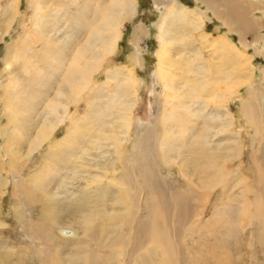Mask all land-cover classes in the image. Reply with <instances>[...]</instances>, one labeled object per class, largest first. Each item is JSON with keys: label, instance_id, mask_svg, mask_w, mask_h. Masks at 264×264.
Returning a JSON list of instances; mask_svg holds the SVG:
<instances>
[{"label": "rangeland", "instance_id": "obj_1", "mask_svg": "<svg viewBox=\"0 0 264 264\" xmlns=\"http://www.w3.org/2000/svg\"><path fill=\"white\" fill-rule=\"evenodd\" d=\"M9 1L11 0H0V15L2 9ZM15 1L14 4L18 10L19 17L24 20L26 31L31 34L30 42L32 49L40 52L41 43L39 39L41 35L34 32L30 26L29 18L31 17L32 11L26 6L28 0ZM72 1L68 0V2ZM83 1L84 0H77V3H79L78 5L82 4ZM159 1L160 0H135V11L131 17L128 16L124 21V25L121 28V38L115 48L114 54L108 55L102 69L91 77V84L98 87L105 81L103 75L105 69L121 67L129 69L133 67L134 74L137 76L140 86L137 89L135 99L136 105L130 113V119L134 127H137L140 131H142L145 126H150L154 123V107L158 101V94L162 92L159 84L154 85L153 78L157 65L155 52L159 49V44L156 39L158 34L157 25L161 20V15L165 14L164 8L155 4V2L158 3ZM173 1L192 9V11L200 10L204 12L209 20V22H205V28H203V32L209 35L206 41L197 40L193 45H195V50L197 51L196 48H198L199 51L197 52L202 55L201 60H203V63L200 61V64H205L207 68L210 67L208 71H210L209 74H211V76L217 71L216 69H219L217 77L219 78V92L222 93L226 87L231 88L229 93H226V97H219L218 95V98H214L224 100V106H220L221 108L218 110L219 115L222 116L226 112L232 119V126L228 129L229 133H235L232 137L235 142L233 144L235 149L232 153V159L227 158L224 149L216 148L218 144H225V139L228 136L227 134L220 138L211 139L213 140V143H211L212 145L210 147L207 145L206 150L208 152H203V154L197 152L200 146H195V148L192 147L188 150L183 149L184 145L187 143L184 141L180 150L183 158H178L176 163L161 167L160 173L157 172L159 175L158 179H162L166 182L163 184H155L154 182V186L150 190V197L147 198V191L140 179L139 190L135 193L129 190L128 194L127 190L121 186V180L118 178L119 172L121 174L131 165H134L136 168L137 164L138 166L141 165L140 159H137L138 152H134V146L136 150L138 147L136 136L137 129H134V127L128 139L118 143L116 151L112 150L114 149L112 146L106 145L107 148L106 151H104V160H108V158L109 160L111 159L114 162L113 167H115V170L118 168V170H116L118 174H106L101 182H99L98 187L102 189V191L99 192H94L96 190L95 184L86 186V180L97 172H93L91 168L85 171L88 172L84 174L87 175V177H84V179L79 181L76 185L79 186L77 190H75V185L73 188L68 184V182L71 183L72 181L63 180L62 184H60L61 179L67 176L73 168L69 164L68 166L72 168L64 164L65 157L68 155V152L64 150H60L58 156L55 157L63 161L62 165L64 164V166H60L59 164L61 163L58 164L62 171L58 170L57 175L44 180L41 177L44 173L38 174L36 168L41 164L44 154L47 153V145L45 144L38 153L32 155L24 163L22 168L18 169L21 163L16 162V167L15 164L11 167V169H14L11 173L7 171L0 172V264H117L118 259L115 258V253L113 254L115 250H112L113 248L117 249L116 245L109 244L108 247L105 248L102 245L95 244V242L92 241L94 239L89 237L92 235L91 231L96 227L98 221H85L86 218L84 215L88 216V210L90 213L89 217L92 213L94 214V212L99 210L98 212H101V218L103 217L102 221L104 222L101 223L102 225L104 224L105 227L111 225V223L107 221L108 216H113L117 214V212L118 214L121 213L122 216L131 213L130 216L132 215L133 220H136L138 231L141 232L139 237H141L143 230L153 227L155 237H163L166 241L168 239L172 241V237L174 236L178 238L182 237V239L180 238L181 242H192L196 240L198 241V247L196 249L199 250L204 248L203 252L206 251L210 253L207 255L208 260L206 263L212 262L217 258L219 264L221 262H224L221 264H264V178L260 179L259 176H256L257 173L264 176V53H262L264 52V9H261L260 5L264 3V0H252L254 4L258 6L257 8L251 9L252 12L245 16L247 20H251L258 24L263 23L261 29L257 28L256 31L246 32L244 34L243 44L246 45L247 48L239 44L238 37L235 33L229 32V27L232 28L235 24L225 26L223 23L224 16L220 19H216L211 11L205 10V8H207L205 2L209 0ZM247 1L248 0H234L232 2L233 11H241L242 7L248 5ZM57 2H61V0H57ZM209 2L214 3L212 0ZM216 4L219 6L220 2ZM70 9L71 14L76 12L74 6ZM223 10L222 8L221 12ZM44 13L47 16L50 15L48 9H45ZM18 21H20V19H18L17 22ZM13 26V29H11L12 31H7L5 36L6 25L2 24L0 19V100H2L3 95L2 87L6 84L8 75L7 72H4L5 63L3 60L6 53V45L12 43L14 40H18L22 33L21 30L18 29L19 25L15 23ZM224 34H226L236 49L235 53L232 54L231 52V57H235L234 59L239 66L242 67L245 65L246 67H243V72L241 73H237L236 70L233 71L234 74H232V76H227L223 73L227 67L230 69H235L237 67H234V61L227 63L224 60L230 55L228 47L221 45L222 41L219 40L223 38ZM135 36L138 39L137 44H135L134 41ZM222 40L226 39L223 38ZM214 41L218 47L215 46ZM218 42L220 43L218 44ZM221 49L224 50L221 51ZM188 52L193 51L191 49ZM212 52L213 56L210 55ZM212 57L214 59H212ZM34 62L35 60L31 59V64H34ZM40 65L46 68L44 63H40ZM15 71L16 74L22 78V85L28 87V97H32L35 92L41 95L38 99L34 100L35 104L33 105L36 112L39 113L41 109L43 110L45 108L46 101L54 94L52 89L57 86V80L54 78L55 76L52 75L53 77H51L50 80L48 79L46 86L40 88V81L33 80L34 84L32 85L30 82H25V77L19 72L18 68H16ZM248 73L252 74V77ZM92 87H90L89 90ZM116 87L117 85L112 82L111 85L109 84V86L105 87L107 90L104 89L105 91L100 93L97 92L98 99L93 100L94 102L87 98V93L89 91L81 93L76 103L71 102L68 104V115L73 119L86 117L84 121L79 123L83 126L82 130H85V128L88 130L87 126L90 121L100 110L102 104H104L102 103L104 102L102 95L104 98L107 96L110 97L113 95V91L117 89ZM251 91H256L258 93V96L254 100L257 104L255 111L259 119L256 124L261 122L260 126L263 136L259 135L261 138L263 137V139H261L258 134L256 135V124L253 121L252 123H248L242 114V104L244 101L251 99ZM129 99L130 97L127 98V100ZM132 99L133 98L130 100ZM130 100L128 102H130ZM204 100H207L206 97L202 99V101ZM98 103L101 105H97ZM111 104L112 105L109 104L111 107L114 106V103ZM158 104H160V100ZM115 107L116 108L112 110L110 109V112H113L112 116H108L107 113H104L106 114L104 118L106 121H109L111 117L114 118V114H116L115 110L120 106L118 105V107ZM1 108L2 105L0 103V131L1 127L7 123L6 119L3 118V111ZM212 109H214L213 105H209V107L206 108L204 119L207 118L206 112L209 113ZM21 110L25 112L24 108ZM26 114L25 112V115ZM227 119L229 118L227 117ZM21 120L22 122H31V120L28 121L26 116L23 115ZM203 122V120L198 122L192 136H195L202 128ZM68 126L69 122L66 119L63 125L56 131L54 138L57 139L62 137ZM26 130L27 128L23 130L25 134ZM86 133H89V131ZM103 134L104 135L100 137L108 135L106 132ZM165 135H167V133H165ZM26 136L27 139L22 140L21 143L17 145L18 147L16 145L13 147L10 146L14 152L19 150L18 153H22V158L26 153L30 141L29 134ZM209 138H211L210 135ZM73 141V139L70 140V143ZM83 141L84 143H82ZM79 142L75 143H78L77 146L74 143L71 144V147L75 148L77 155H80V150L88 146L87 143L85 144L86 140H82V138L80 145ZM106 142L108 143L107 140L104 141V143ZM202 142L203 141H201V144ZM2 144L3 139L0 136V147ZM233 146L229 145L231 148H233ZM89 148L90 147H87L86 149L90 150ZM175 149L176 148H174V150ZM218 149L220 150L217 151ZM154 151L153 148L152 152H147H149L152 155L151 158L159 164V161L156 159L157 154L155 155L156 151ZM89 153L93 161L97 159L99 155L102 156L101 151L98 149H93L89 151ZM169 153L174 154L171 152ZM0 155L2 160L5 161L6 155H4L3 151L0 152ZM214 157H217V159H214ZM220 158H222L221 161H219ZM225 159H228V161L223 164ZM255 162L259 164V169L257 171L254 167L256 164ZM208 163H215L218 167L215 169L207 167L206 169H202L203 173L200 174L201 165ZM177 165H180L187 172L186 177H181L179 175V168ZM151 166L153 167L152 164ZM79 170L77 169L76 172ZM212 171L216 172L218 176H207V174ZM185 174L186 173H184V175ZM11 175L14 176L12 177ZM99 175L100 173L97 172V176ZM63 182L68 184L66 186L67 188L63 187ZM59 185H61V188L57 187ZM56 188L58 190H56ZM43 190L50 194L44 195L42 192ZM132 195H135V199H138L139 196L138 202L137 199L136 201L131 199ZM48 197L51 199L47 200ZM256 197L259 198V201H256ZM81 198L87 199L89 202L87 206H81L79 204L78 200ZM100 198L102 201L96 204V201ZM40 199L45 203L41 204L39 202ZM120 199L124 201H120ZM149 199L150 202L148 203ZM29 201H32V203H28ZM250 203L261 204L262 217L259 218L255 215L254 208ZM25 204L30 205V207ZM124 204H126V206ZM25 206H27V208ZM124 206L128 209L126 210ZM134 206H136V209ZM102 207H104L105 210L104 208L102 209ZM148 207L153 210V213H150ZM148 217H151V222H145ZM249 222H251V224H249ZM188 224H192L191 226L194 225L192 227L193 231H184L186 235L184 238V235H180L183 233V230L179 225ZM129 225L130 224L126 225V228H123L124 236L130 232L131 226ZM59 227L75 230V238L64 239L61 237L57 232ZM243 228L244 231H241ZM188 229L189 227L187 226L186 230ZM39 234H43L44 238H40L38 236ZM134 234L136 235L135 232ZM199 237L202 238V241H199ZM109 238L111 239L113 236H109ZM115 239H117V237H115ZM124 239L123 245H126V247L124 246L122 250H126L125 253H127L128 250H131V240L128 244L129 238L127 237ZM249 240H251L253 244L251 248L248 247ZM180 243L176 242L177 246H174L178 250H181L179 247ZM94 245L97 247H94ZM111 245L114 247L109 249ZM100 246L103 247L106 252ZM93 248H95L96 252L93 251ZM100 250H102L101 253ZM148 252H141L139 254L141 256L140 258L137 256V264H150L147 261H149V257L152 255L153 251L149 250ZM172 254L173 257H171L174 258L175 255L174 253ZM205 255L206 254L200 258L197 256V258L199 260L206 259ZM248 257L257 261L255 263H250L247 261ZM141 258H145V261H142ZM225 258L227 259L226 262ZM241 258L242 261L239 260ZM122 260L123 257L120 258L119 261L121 262ZM171 261V258H168L169 264H172Z\"/></svg>", "mask_w": 264, "mask_h": 264}, {"label": "bare ground", "instance_id": "obj_2", "mask_svg": "<svg viewBox=\"0 0 264 264\" xmlns=\"http://www.w3.org/2000/svg\"><path fill=\"white\" fill-rule=\"evenodd\" d=\"M209 1L205 2V6L207 7L205 10L211 11L216 19H220L224 16L223 23L225 26L235 24L236 26L234 25L232 28L229 27L228 30L237 35L239 44L244 48L246 47V45L243 44L244 34L246 32L256 31L257 28L261 29L263 26L264 22L258 24L245 19L246 14L251 13V9L257 8L258 6L257 4H254L252 0H248V5L242 7V10L239 12H235L232 9V2L234 0H212L214 3ZM15 2V0L9 1V3L2 9L0 15L2 24L6 25L5 36L7 31H12L11 29H13L15 23L19 25L18 29L22 32L18 40H14L12 43L6 45V53L3 59L5 63L4 72H7L8 75L7 82L2 87L3 95L0 103L2 105L1 109L3 111V118L6 119L7 123L1 127L0 131V136L3 139L0 152L3 151L4 155H6L5 161L2 160L0 155V172L7 171L11 173L14 170L11 169V167H13V164H15L16 167V162L21 163V166L18 167V169L22 168L24 163L32 155L38 153L46 144L47 153L44 154L41 164L36 168L38 174H45L41 176L44 180L58 174V170H61L58 166L59 163H61L59 164L60 166H64V164L68 166L69 164L73 168L68 166L72 168V170L69 173L67 172L68 175L61 179L60 184H62L63 180L72 181L71 183L68 182V184L72 187L75 185V190H77L79 186L76 185L79 181L83 180L84 177H87V175L84 174L88 172L85 171L91 168L93 172L97 171L100 175L97 176V172L96 174L91 175V177L86 180V186L95 184L96 190L94 192L102 191L98 185L104 176L108 173L118 174V171H116L118 168L115 170V167H113L114 162L111 159L109 160V158L108 160H104V151H106L107 148L106 145L112 146V148H114L112 150L116 151L118 143L128 139L129 134L134 127L130 119V113L136 105L135 99L140 83L137 76L134 74L133 67L129 69L126 67L105 69L103 71L105 81L98 87L91 84V77L102 69L106 57L114 54L115 48L121 38V28L124 25V21L128 16L131 17L135 11V0H84L80 5H78L79 3H77V0H73L72 2H68V0H61V2H57V0H28L26 6L32 11L31 17L29 18L30 26L34 32L41 35V38L39 39V42L41 43L40 52L32 49L30 42L31 34L26 31L24 20L19 17L18 10L14 4ZM218 2H220V7L216 4ZM155 4L164 8L165 11V14L161 15V20L157 25L158 34L156 39L159 44V49L155 52L157 65L153 77L154 85L159 84L161 87L162 92L157 96V100H160V104H158V101L155 104L153 111L155 120L152 125L145 126L142 131L137 129V127H134V129H137L136 136L138 145L137 150L134 146V152H138L137 159H140L141 165L138 166L137 164V168L134 167V165H131L126 170L124 169L125 171L121 174L119 172L118 177L121 180V186L124 187L127 192L130 190L133 193L139 190L140 179L142 185L147 191V198L150 197V190L153 188L154 182L155 184H163L166 182L162 179H158L159 175L157 172L160 173L161 167L176 163L178 158H183L180 150L184 141L187 143L184 145L183 149L188 150L189 148L200 146L198 147L199 150L197 152L203 154V152H208L206 150L207 145H209V147L212 145L211 143H213V140L211 139L220 138L227 134L228 136L225 139V144H218L216 148L224 149L227 158L229 159H232V153L235 149V146H233L235 142L232 139L235 133L228 132V129L232 126L231 116L226 112L222 116L219 115L218 110L221 108L220 106L224 104V100L214 98H218V95L219 97H226V93H229L231 88L226 87L222 91L223 94L219 92V78H217L219 69H216L217 71L214 74L212 73L214 77L211 76V74H209L210 71H208L210 70V67L208 66L209 63L207 65L209 68L205 67V64H200V61H203L201 60L202 55L197 52L199 51L198 48H196L197 51L195 50V45H193L197 40L206 41V38L209 36L203 32L205 22H209L206 14L200 10L192 11V9L184 7L173 0H160L158 3L155 2ZM260 5L261 9H264V3H261ZM72 6L76 9V12H73L74 14H71L70 11ZM221 7L224 9L222 12ZM45 9H48L50 13L49 16L44 13ZM18 19H20V21L17 22ZM223 38L226 40H222ZM223 38L219 39L222 41L221 45H225L230 50V55L224 60L227 63L234 61V67L237 66L235 69L225 67L226 69L224 71L222 70L223 73L227 76H232V74H234L233 71L235 70L237 73L243 72V67L246 68L245 65L242 67L239 66L234 59L235 57H231V55L236 52L234 44L228 39L226 34H224ZM134 41L135 44H137L138 39L136 36ZM219 43L220 42H218V44ZM215 46L218 47L216 43ZM191 49L193 52H188ZM223 50L221 49V51ZM210 55L213 56V52L212 54L210 53ZM31 59L35 60L34 64H31ZM212 59L214 58L212 57ZM40 63H44L46 68L42 67ZM16 68H18L19 72L25 77V82H30L33 85V80L40 81V88H44L48 79L50 80L51 77L55 76L54 78L57 80V86L54 89L50 88L53 90L54 94L48 99V101H46L45 108L43 110L41 109L39 113L36 112L33 105L35 104L34 100L38 99L41 95L38 92H35L32 97L27 96L28 87L22 85V78L16 74ZM248 74L250 76L252 75L250 73ZM112 82L117 85V89L113 91L114 93L110 97L106 95L107 97L104 98L102 95L104 101L102 103L104 104H102L101 108L99 107L100 110L97 113L95 112V117H92L93 119L87 126L88 130L85 128L86 132L89 131V133H86L85 130H82L83 126L81 123H79L84 121L86 117L73 119L67 113L68 104L71 102L76 103L80 94L85 91H89L87 93V98L89 100L93 101L98 99L97 92L100 93L107 90L105 87L109 86V84L111 85ZM90 87L92 88L89 90ZM250 95L251 99L244 101L242 104V114L248 123H252L253 121L256 124L259 119L256 115L257 113L255 110L257 104L254 100L258 96V93L256 91H251ZM129 97L130 99L133 98L132 100L129 99L130 102L127 100ZM205 97L207 100L202 101ZM108 103L110 105H112L111 103H114V106L111 107ZM117 104L120 107H118ZM209 105H213L214 109L209 113L206 112L207 118L204 119L206 108L209 107ZM115 106L118 108L115 110L116 114H114V118L111 117L109 121H106L104 119L106 114L104 113H107L108 116H112L113 112L110 111L113 108H116ZM22 108H24L27 113L26 115L25 112L21 110ZM22 115L26 116L28 121L31 120V122H22ZM227 117L229 119H227ZM66 119L69 122V126L66 128L65 134L60 138H54L56 131L61 125H63V122ZM201 120L204 121L202 128L195 136H192L198 122ZM260 123L256 124L255 131L256 135L260 134L263 136ZM26 128L27 130L25 134L23 130ZM104 132L108 135L106 134L107 136L100 137L101 135H104ZM165 133H167V135H165ZM27 134H29L30 137L29 146L22 158V153H18L19 150L14 152L11 147L14 145L17 146L22 140L27 139ZM209 135L211 138H209ZM71 138L74 140L72 142L74 144L80 141L79 145L81 143V138L82 140H86L85 144H88V146H86L90 147V150H87L86 147L80 150V155H77L75 148L71 147ZM261 139H263V137ZM102 140H107L109 144L107 142L104 143ZM201 141H203L202 144ZM82 143H84V141ZM75 145L77 146L78 143ZM229 145L233 146V148L229 147ZM153 148L156 151L155 155L157 154L156 159L159 161V164L156 163V161L151 158L152 155L147 152H152ZM174 148L176 149L174 150ZM93 149H98L101 151L102 155H99L94 161L89 153V151ZM60 150L68 152L63 165L62 160L55 158L58 156ZM169 152L174 154H170ZM214 159H217V157H214ZM221 160L222 158L219 159V161ZM227 161L228 159H225L223 164ZM177 166L179 168V175L181 177H186L187 172L180 165ZM207 167L215 169L218 165L215 163L202 164L200 174L203 173L202 169H206ZM254 167L257 171L259 169V164L256 163ZM77 169L80 170L76 172ZM184 173L186 174L184 175ZM11 176L13 177L14 175ZM207 176L217 177L218 174L212 171L207 174ZM256 176H259L260 179L264 178L260 173H257ZM68 184L64 183L63 187H66ZM57 187L61 188V185ZM44 190L42 191L44 195L50 194ZM56 190L58 189L56 188ZM131 197V199L136 201L137 198L135 199V195H132ZM50 199L51 198L48 197L47 200ZM255 199L256 201H259V198L256 197ZM121 200L122 199H120V201ZM138 200L139 196L137 202ZM101 201L102 199L100 198L96 201V204ZM39 202L41 204L45 203L41 199ZM78 202L81 206H87L89 203L86 198H81ZM149 202L150 199L148 203ZM28 203H32V201H29ZM25 205L30 207L28 204ZM124 205L126 206V204ZM250 205L253 206L255 215L259 218L262 217L261 204L250 203ZM27 206L25 207L27 208ZM134 207L136 209V206ZM103 208L104 207H102V209ZM149 210L150 213H153L152 209L149 208ZM98 211L99 210L94 212V214L92 213L89 217L90 213L88 210V216L84 215L86 218H84L85 221H98L96 227L93 225L95 228L92 227L94 229L92 231L90 230L92 235L89 237L94 239L92 241H94L95 244L97 243L105 248H107L109 244L116 245L117 249H114V246L112 245L111 247L109 246V249L113 248L112 250H115L113 254L115 253L114 256L118 259L117 264H137V256L140 258L141 256L139 254L141 252L147 253L149 250L153 251L152 255L149 257V261H147L150 264H169L168 258H171L172 264H205L208 260L207 255L210 253H207L206 251L203 252L204 248L199 250L196 249L198 247V241L196 240H193L192 242L189 241L190 243L188 241L181 242L182 237H180V239L174 236L172 237V241L171 239L166 241L163 237H155L153 227L143 230L141 237H139L141 232L138 231V227L136 226L137 222H135L136 220H133L132 215L130 216L131 213L122 216L121 213L118 214L117 212V214H114L113 216H108L107 221L110 222L111 225L105 227L104 224L102 225L101 223L103 222V217L101 218L100 214L101 212ZM105 213L107 214L106 211ZM145 222H151V217H148ZM128 224L131 226L130 232L124 236L123 228H126V225ZM249 224H251V222H249ZM191 225L192 224L179 225L183 230V233L181 232L182 234L180 235H184L185 238L186 235L184 234V231H193L192 227L194 225ZM187 226L189 227L188 230H186ZM241 231H244V228ZM57 232L64 239L75 238L76 234L75 230H70L65 227H59ZM38 236L44 238L43 234H39ZM109 236H113V238L110 239ZM115 237H117V239H115ZM127 237L129 238L128 244L131 240V250L127 249L128 251L125 253L126 250H122V248H124V246L126 247V245H123V240ZM200 238L201 237H199V241H202V238ZM176 242H181L179 245L181 250L174 247L177 246ZM252 246V241L249 240L248 247L251 248ZM94 247L97 246L94 245ZM93 249V251L96 252L95 248ZM102 250H100V253ZM172 253L175 255L174 258H172ZM204 254H206V259L199 260L198 258L204 256ZM122 257L123 260L120 262L119 260ZM141 260L145 261V258H141ZM226 260L227 259L225 258V262ZM239 260L242 261V258ZM247 261L255 263L257 260L255 261L252 260L251 257H248ZM206 264H219V262L216 258V260Z\"/></svg>", "mask_w": 264, "mask_h": 264}]
</instances>
